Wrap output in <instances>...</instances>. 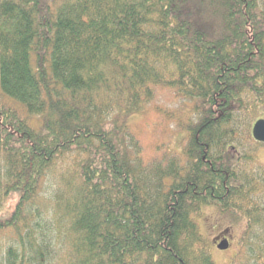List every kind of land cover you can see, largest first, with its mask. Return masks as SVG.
Segmentation results:
<instances>
[{
    "label": "trees",
    "instance_id": "obj_1",
    "mask_svg": "<svg viewBox=\"0 0 264 264\" xmlns=\"http://www.w3.org/2000/svg\"><path fill=\"white\" fill-rule=\"evenodd\" d=\"M261 119L264 0H0V264H215L211 205L264 264V181L233 144Z\"/></svg>",
    "mask_w": 264,
    "mask_h": 264
},
{
    "label": "rangeland",
    "instance_id": "obj_2",
    "mask_svg": "<svg viewBox=\"0 0 264 264\" xmlns=\"http://www.w3.org/2000/svg\"><path fill=\"white\" fill-rule=\"evenodd\" d=\"M158 105L162 108L164 112H171L179 110L181 103L172 99L169 95H162L158 101ZM190 110L189 107L181 108L182 118H185ZM156 120L157 116L154 113H151L149 116H138L132 119V126L134 131L140 136L143 144L146 148V155L144 159H149L152 150H150V145L156 141L157 137L163 139L165 133H168L169 130H166L163 126L159 129H156ZM33 125L37 124L36 120H31ZM171 126V124H169ZM173 125V123H172ZM172 132L177 130L173 125V128L170 129ZM162 132H164L162 134ZM172 138L168 141V147L171 150H180L185 143V133L184 132H175L172 134ZM244 137L235 141L234 146H236L242 155L250 153L255 159V162H249L246 160L242 161L241 169L248 172H257L258 173V182L263 180V168H264V145L256 144L255 142H245L247 135L241 134ZM231 154H235L233 149H229ZM237 155V154H236ZM239 156V155H237ZM256 200H262L263 194L256 195ZM15 202H13L10 207H13ZM241 212H224L219 207L215 205L205 206L201 209L200 215L196 217L198 222L201 235L208 245V252L211 255L215 264H260L256 262L252 257L259 256L260 253L257 251L255 245H259L254 241L249 244L247 247L244 244V240L248 239L246 236L247 227V218L243 216ZM228 238L230 242V247L228 250L221 251L218 249L220 245L221 238ZM5 238V237H4ZM6 242V239L3 240ZM220 242V243H219ZM217 246V247H216ZM251 249L256 251H251ZM53 253L57 254L56 246L52 249ZM57 263V262H56Z\"/></svg>",
    "mask_w": 264,
    "mask_h": 264
},
{
    "label": "water",
    "instance_id": "obj_3",
    "mask_svg": "<svg viewBox=\"0 0 264 264\" xmlns=\"http://www.w3.org/2000/svg\"><path fill=\"white\" fill-rule=\"evenodd\" d=\"M252 137L253 139L260 144H264V119L258 120L252 127ZM230 247L228 241H223L218 246V249L221 251H226Z\"/></svg>",
    "mask_w": 264,
    "mask_h": 264
},
{
    "label": "flooded vegetation",
    "instance_id": "obj_4",
    "mask_svg": "<svg viewBox=\"0 0 264 264\" xmlns=\"http://www.w3.org/2000/svg\"><path fill=\"white\" fill-rule=\"evenodd\" d=\"M226 240L229 242V239H228V238H225V237H224V238H221V239H220V242H223V241H226ZM220 242H219V243H220ZM229 244H230V242H229ZM216 247H217V246H216Z\"/></svg>",
    "mask_w": 264,
    "mask_h": 264
}]
</instances>
